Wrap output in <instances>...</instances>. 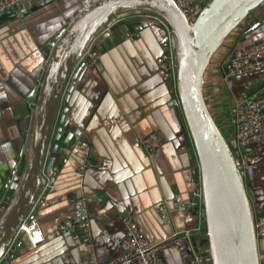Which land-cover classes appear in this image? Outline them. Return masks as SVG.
Returning a JSON list of instances; mask_svg holds the SVG:
<instances>
[{"label":"crops","instance_id":"obj_1","mask_svg":"<svg viewBox=\"0 0 264 264\" xmlns=\"http://www.w3.org/2000/svg\"><path fill=\"white\" fill-rule=\"evenodd\" d=\"M80 1L46 0L24 14L12 10V17L0 21V190L21 166L24 134L46 63V44L70 26ZM196 1L203 5L208 0ZM123 20L124 25L112 26L104 30L102 39H96V47L91 48L96 55L94 63L80 60L84 66L74 71L68 99H62L45 164L44 175L49 179L50 170L51 180L32 208L44 242L30 249L22 236L15 235L8 264H80L88 243L79 229L61 233L58 227L73 216L74 202L82 198L100 262L121 253L124 216L134 220L153 243L201 223L199 210L194 214L192 207L195 188H201L195 147L176 102V82L166 78L158 63L170 35L166 27L148 24L134 11ZM242 25L219 48L221 57L212 63L207 76L205 72L203 85L207 106L215 118L220 115L229 138H234L232 96L237 98L248 87H264L254 79L264 71L223 80V62L229 51L264 34V25L247 33ZM223 93L231 107L228 119ZM150 133L159 137L160 144L147 156L139 139ZM80 142L88 145L89 158L97 167L86 166L88 159L78 146ZM53 146L57 152L50 157ZM242 151L241 170L257 217L264 214V141ZM175 199L184 209H174ZM259 249L260 264H264V238L259 239ZM161 255L165 264H187L195 252L191 241L184 239L181 246L167 247Z\"/></svg>","mask_w":264,"mask_h":264},{"label":"water","instance_id":"obj_2","mask_svg":"<svg viewBox=\"0 0 264 264\" xmlns=\"http://www.w3.org/2000/svg\"><path fill=\"white\" fill-rule=\"evenodd\" d=\"M114 1L105 0L78 16L45 48L46 63L24 134L21 166L0 190V264L11 262L13 254L9 248L21 220L51 180L52 172L47 169L49 179L44 173L52 133L62 99L67 100L71 91L72 74L84 66L80 61L83 53L90 46L96 47V39L101 37L111 16L134 10L148 11L162 18L172 31L178 98L200 168L204 237L191 238L194 252L203 264H260L259 239L250 203L252 193L237 165L241 152L235 138L223 134L210 112L203 85L210 60L238 26L243 23L247 33L264 25V0H208L193 25L174 0H138L106 10L96 19V11L106 9ZM12 10L17 11L16 8L7 11L0 21L12 17ZM254 12L256 16H252ZM171 16L178 18L179 23L172 21ZM125 23L126 20H121L112 28ZM231 99L235 134V106L241 99L234 96ZM62 121L63 114L58 125ZM243 151L248 152V148ZM56 152L57 147L53 146L50 157Z\"/></svg>","mask_w":264,"mask_h":264},{"label":"built area","instance_id":"obj_3","mask_svg":"<svg viewBox=\"0 0 264 264\" xmlns=\"http://www.w3.org/2000/svg\"><path fill=\"white\" fill-rule=\"evenodd\" d=\"M46 0H0V17L7 11L16 8L17 11L31 10L38 3H43ZM105 0H81L80 5L72 17L73 22L78 16L83 14L87 9L92 8L96 3L104 2ZM177 5L184 11L185 15L191 23H193L202 10V4L196 0H174ZM142 10H134L140 14ZM130 12V11H128ZM128 12H122L109 18L103 29L107 31L114 24L123 20ZM143 21L153 26L166 27L170 35V39L162 45L161 55L159 57V67L165 74L166 78L171 82H176V60L174 59V48L172 42V31L164 20L148 11L141 15ZM102 32V33H103ZM52 42H48L50 46ZM95 52L91 46L83 53L81 60L86 58L92 64L95 61ZM224 74L223 80L230 81L237 77L251 74L254 72L264 71V34L258 37L255 42L245 46L233 47L223 62ZM245 95V97H243ZM241 100L235 106V134L239 149L248 148L251 145L264 141V87L252 90L249 89L244 94L238 96ZM177 102V101H176ZM180 105V102H177ZM160 144L159 137L150 133L142 136L139 139V146L142 152L147 156H152ZM80 149L88 159L86 166L89 168L97 167V164L89 158V147L87 144L80 142ZM237 165L241 168V159L237 161ZM195 202L192 204L196 214L199 210V219H203L202 205V190L197 189L193 193ZM74 214L70 218L64 219L59 224L61 233H70L79 229L83 233V239L89 245V250L84 256L80 264H165L161 255L162 251L170 246H181L182 240H190L192 237H204V231L201 223L192 230L175 231L168 238L159 242L153 243L146 239L138 228L136 222L127 216L122 218V223L125 228V236L120 242L121 253L107 262H100L92 243L91 238V222L85 199L74 202ZM173 207L176 210L184 209V206L179 199L173 201ZM32 210L28 215L21 220L17 229L16 236L20 235L25 239L26 245L30 249L37 248L44 242V233L38 223V220L33 216ZM162 215L166 219V210L162 209ZM254 229L257 239L264 238V214L254 217ZM181 236V237H180ZM187 264H203L197 253L189 258Z\"/></svg>","mask_w":264,"mask_h":264},{"label":"rangeland","instance_id":"obj_4","mask_svg":"<svg viewBox=\"0 0 264 264\" xmlns=\"http://www.w3.org/2000/svg\"><path fill=\"white\" fill-rule=\"evenodd\" d=\"M97 4V3H96ZM143 13H146V11H141V13H140V15H142ZM257 15V12H254L253 14H252V16H256ZM114 16H111V18H113ZM165 23H166V21H164ZM72 22H70V24H71ZM167 24V23H166ZM168 25V24H167ZM169 27V26H168ZM170 28V27H169ZM171 30V29H170ZM46 46H48L47 44H46ZM221 50V51H220ZM219 51H218V53H216V55H214L213 57H212V59L210 60V63H209V65H208V67H207V69H206V76H207V72H208V70H209V68L211 69V66H212V63L214 62H217L218 60H219V58L221 57V52H222V49H220ZM45 52H46V49H45ZM220 52V53H219ZM174 59H175V54H174ZM210 66V67H209ZM161 69V68H160ZM206 76L204 75V79H206ZM244 76V75H243ZM175 77H177V75H175ZM241 77V76H240ZM238 78V77H237ZM259 78V79H258ZM254 79H257L256 80V82H255V84L257 85V84H259L260 83V85H262V84H264V72H262L258 77H256V78H254ZM231 81V80H230ZM173 88H174V90H175V92L177 93V88H176V84L175 85H173ZM249 88L250 87H248V88H246L245 89V92H247L248 90H249ZM177 95H178V93H177ZM221 98H223V105H222V103H221V105L225 108V111L227 112V114H226V116H227V119H228V117H230L229 116V110L231 109V107H230V105H229V103H228V98H227V96L223 93V95L221 96ZM177 102H180V100H178L177 99ZM181 104V103H180ZM207 104V103H206ZM210 110V109H209ZM211 112V111H210ZM215 116H216V118H215V120H216V122L218 123V126L220 127V129H221V131L223 132V131H225V133L223 132V134L227 137V138H229V136H228V129H226L225 128V125L224 124H222V121H221V119H220V115L219 116H217L216 114H215ZM218 119V120H217ZM223 125V126H222ZM191 137V136H190ZM192 139V138H191ZM193 141V140H192ZM243 152V151H242ZM198 169H199V172H200V168H199V164H198ZM200 185H201V182H200ZM200 190H201V188H200Z\"/></svg>","mask_w":264,"mask_h":264},{"label":"bare ground","instance_id":"obj_5","mask_svg":"<svg viewBox=\"0 0 264 264\" xmlns=\"http://www.w3.org/2000/svg\"><path fill=\"white\" fill-rule=\"evenodd\" d=\"M133 2H139L138 0H131V1H125V0H116L114 2H111L109 5L106 6V9H100V10H97L96 11V19H98L100 17V15L102 13H104L106 10H114L116 7L118 6H124L125 4H130V3H133ZM157 2V1H156ZM91 9V8H90ZM90 9H87L83 14L85 15L87 13V11H89ZM83 16V15H82ZM187 18V16H186ZM188 19V18H187ZM171 20L174 21V22H178V18H175L173 16H171ZM189 21V19H188ZM190 22V21H189ZM179 23V22H178ZM177 23V24H178ZM190 25H193V23L190 22Z\"/></svg>","mask_w":264,"mask_h":264}]
</instances>
